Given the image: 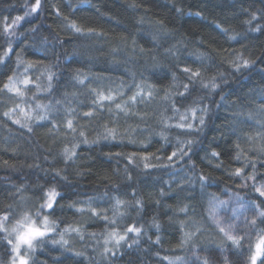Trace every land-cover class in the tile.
<instances>
[{"label":"trees","instance_id":"obj_1","mask_svg":"<svg viewBox=\"0 0 264 264\" xmlns=\"http://www.w3.org/2000/svg\"><path fill=\"white\" fill-rule=\"evenodd\" d=\"M33 4L35 0H0V53L7 48L5 24L24 16ZM69 21H75L83 31L72 32L66 27ZM257 25L264 29V0H41L38 12L15 26L18 39L14 38V51L0 63V89L15 73L24 95L0 92V214L10 212L9 222L24 211L34 214L43 202L44 191L54 186L60 195L50 219L57 220V233L66 226L78 227L84 233L83 239L75 232L66 233L68 245L63 247L52 242L58 241L59 235L49 234L30 252L29 264H172L177 257L193 252L216 254L227 247L232 250L222 253L220 257L225 259L219 264H233L236 250L212 225H206L202 233L180 246L181 222H186L187 217L179 209L189 205V216L199 220L207 218L212 194L217 199L236 193L245 200L254 199L256 194L240 187L242 180L230 175L236 168H243L244 174L251 173V165L245 167L249 160L256 163L257 182L264 179V155L259 152L264 147V110L260 108L264 94V30L253 31ZM33 28L36 31H31ZM233 35L236 39H230ZM200 52L211 59L202 64L197 59ZM241 52L257 63L249 70L235 72L229 61ZM17 53L25 61L19 68ZM28 61L35 66L25 73ZM185 66L202 68L206 78L223 72L228 79L222 85L226 100L216 107L210 101H219V95L206 98L211 113L189 154L191 162L186 157L171 167L145 169L141 156L155 154L151 164L168 163L176 138H186L184 130L165 129L161 123L162 114L173 116L161 98L172 85L173 73L178 77L177 83L187 82L180 71ZM49 71L55 76L51 90L44 91ZM77 74L83 84L74 79ZM25 77L32 83H20ZM137 84L145 90L152 86L154 98L150 102L129 103L130 111L125 115L115 104L128 100ZM93 89L104 95L111 90L116 99L105 100L102 106L94 104L97 96ZM197 95L207 97L197 85L193 97L183 105L177 102L181 112ZM38 103L50 107L48 119L28 121L20 109L35 117L41 111L36 108ZM69 108L73 110L71 116L66 112ZM11 109L15 111L9 118L4 113ZM89 111L94 113L91 117L83 115ZM72 117L77 131L82 129L89 140L103 131V125L116 128L119 135L115 140L81 144L74 162L65 164L63 151L74 143L73 134L65 127L66 119ZM16 119L29 123L32 132L13 123ZM177 121L175 116L171 123ZM162 130L167 141L159 135ZM237 144L241 151L239 160L235 159ZM212 151L220 154L218 159L211 157ZM132 154L136 155L130 162L127 157ZM221 161L222 166L217 168L215 165ZM57 170L67 176V181L55 175ZM200 174L209 177L203 190ZM188 177L194 183H185ZM113 197L127 202L121 205L124 215L117 216L115 224L92 215L88 204L80 203L91 200L92 208L112 217ZM137 199L141 206L136 205ZM72 202L85 211L69 207ZM153 218L160 225L159 230L153 226ZM133 223L143 226L139 243L132 244L136 237L129 233L127 242H121L115 250V256H103L107 232L115 229L123 234ZM2 236L0 233V264H9L11 247ZM157 236L159 243H155ZM76 252L84 255L77 256Z\"/></svg>","mask_w":264,"mask_h":264},{"label":"snow or ice","instance_id":"obj_2","mask_svg":"<svg viewBox=\"0 0 264 264\" xmlns=\"http://www.w3.org/2000/svg\"><path fill=\"white\" fill-rule=\"evenodd\" d=\"M41 8V0H35V4H33L30 10L26 11L24 16H17L12 21V23L5 24L4 34L7 41V48L0 53V63H3L6 57L10 56L13 50V42L14 38L18 39L16 32L14 30L15 26L18 25L21 21L25 19V17L30 16L33 13H37ZM177 11H180L177 9ZM59 14V13H58ZM7 19V18H5ZM66 21H68V17H64ZM252 19H256L255 13L252 14ZM245 23L251 24V21H245ZM74 33H81L83 30L81 27L77 26L75 21H69L66 25ZM253 31H262L264 29L261 26L257 25ZM31 31H36L35 28L31 29ZM89 31H94L89 29ZM227 32V30H224ZM230 39H236V36L233 35ZM47 43V40L44 41ZM171 51V50H170ZM236 59L229 61L232 69L235 72H242L244 70H249L255 66L257 63L256 60H251L245 58L243 53L235 54ZM197 59L201 61L203 64L204 60H210L211 57L207 54L200 52L197 54ZM22 64H25V61L21 59L20 54L17 53V63L16 67L19 68ZM34 63L28 61L24 68V72L27 73L30 69L34 67ZM180 71L184 74L186 81L181 83H177L178 77L175 73L172 74V85L169 88L165 89L164 96L161 98L167 105L168 108L173 112V116H163L161 115V123L164 128L175 127L178 129L184 130V135L186 138L181 139L180 137L176 138V145L172 150L171 154L167 156L168 163L164 164H151L150 160L155 154H147L140 157V160L143 162V167L145 169L162 167L167 168L171 167L173 162H179L185 160L187 157L189 162H191V156L189 155L193 151V146L197 143L196 137L203 132L204 127H206L207 119L210 117L211 107L209 103H206V98L210 100V98L214 95H219L220 100L215 101L211 100V103H214L216 107H220L221 103L226 100V96L222 93V85H226L228 82L227 76L223 72H218L211 77H205L204 71L202 68H192L190 66H185ZM43 75V74H42ZM55 73L49 71L47 73L48 84L44 91L51 90ZM39 79V77H37ZM74 79L77 80L79 84H83L84 80L79 78V74L74 76ZM8 82L3 85V88L0 89V92L7 90L8 92H14L17 95L23 97L24 93L16 87V79L15 73L13 75L8 76ZM20 83H23L27 86L29 83H32L29 78L25 77ZM197 85H199L200 89H203L207 93V97L203 95H197L195 98L191 100V103L188 104L184 111L181 112L180 108L177 107V102L179 101L182 105L188 100V98L193 97L194 92L197 91ZM37 91H40V85L37 84ZM182 87L183 90H180ZM93 93L97 96L94 104H100L102 106L103 101L114 102L116 96L112 94L111 90L108 95H104L103 92L97 93L95 89L92 90ZM119 95H123L122 91L118 92ZM154 98V91L152 86H148L147 90L141 85H136V91L131 95L128 100L123 101L122 103L115 104V108L121 112H124L127 115L130 111L128 105L131 103L135 105L136 103H145L150 102ZM59 103V101H57ZM17 108L20 106L17 105ZM36 108L41 110L35 117L31 115L29 112H24L21 108L20 111L24 113V116L28 121L35 119L36 121H44L48 119V112L50 111V107L48 105L37 104ZM260 108L264 110V94L261 96ZM15 109H11L8 112H5L4 115L11 118L12 113ZM72 109L69 108L66 110L67 115L71 116ZM111 112L112 109L110 108ZM167 111V108L165 109ZM94 113L92 111L85 112L83 115L87 117H91ZM175 116H178V121L173 124L171 121ZM75 117L66 119V130L73 134L74 143L71 149L67 147L63 151V157L65 164L68 161L74 162V157H76L77 152L76 149L79 148L81 144L92 145L98 144L102 140H115L117 139L119 133L116 128H110L107 125H103V131H98L96 138L93 140H89L85 135L84 131L81 129L79 132L77 131V126L74 125ZM15 124H19L21 127L27 128L29 132H32V127L29 123H22L20 119H16L13 121ZM53 127H55V123H53ZM159 135L167 141V135L162 130ZM77 136L79 139H77ZM130 143H135V141H129ZM142 143V142H141ZM237 153L235 159L239 160L241 158V151L239 149V145L237 144ZM261 155H264V147L259 149ZM111 155V154H109ZM116 155H122L121 153H117ZM136 154H132L128 156L130 162H132L133 156ZM220 154L216 151L211 152V157L218 159ZM157 160L160 159L159 156H155ZM211 162V161H210ZM222 161L217 163L215 166L217 168L222 166ZM248 164L251 165L252 171L251 173L244 174L243 168H236L233 170L230 175L234 177H239L241 180L245 181L240 187L244 189H251L253 193H255L254 199L245 200L244 197L240 196L239 193L234 194L235 198L238 202H241L245 207L246 211L251 212V217L244 215L243 219H241L238 215H233L229 218L228 221H224L217 214V209L220 205L225 204V201H218L214 194H212L209 200V208L207 211V218L195 219L192 216H189V205L185 204L183 207L179 209L180 212L184 213L187 217L186 222H181V231L182 237L180 241V246H184L188 244L193 238L198 234L202 233L205 229L206 225H212L218 230L219 233L223 234L226 242H231L232 247L236 250L235 255L237 256V260L235 264H264V183L257 182V169L256 163L254 161L249 160L248 163L245 164V167H248ZM192 168L195 169V164H191ZM264 167V163L261 165ZM139 167V165H137ZM127 173V168L125 169ZM55 175L60 177L62 180L67 181V176H62L61 171L57 170ZM129 180L132 179L131 175L127 177ZM198 180L200 183L201 189H205L208 186L209 177L203 174L198 176ZM247 181H252L251 184H248ZM187 184H192L194 181L191 177L185 181ZM21 189H18L20 191ZM183 190V188H182ZM163 190H161V195H163ZM60 195L56 191V188L50 187L43 193V202L39 204V207L36 209L33 214L30 211H24L20 214L19 218L15 220L14 224L9 228V221L11 218L10 212H5L4 214H0V233L3 234L2 239L7 242V244L11 247L12 252V260L11 264H29L30 257L28 253L30 251H34L38 243H43L44 238L49 236V234L56 233L59 235L60 239L53 240L54 244L59 243L61 246L68 245V240L64 239L66 233L75 232L81 239L84 238V233L80 230V228H73L71 226H66L62 231L57 233V228L59 224L57 220L50 219V217L54 216L56 205H57V197ZM114 204L112 206L113 216L108 217L106 214L101 215L100 212H97L95 208L91 207V200L80 202L87 203L88 210L91 211L92 215L100 216L104 221L110 224L116 223L117 216H123L124 213L120 212L121 205H125L127 202L119 199L118 197H113ZM137 206H141V201L137 199L135 201ZM77 202H72L69 204V207L76 208ZM62 207V206H61ZM11 208V206H9ZM78 212H83L85 209L83 207L76 208ZM194 211V210H193ZM153 226L159 230L160 225L156 222L155 218H153ZM140 227L135 226L133 223L130 226H127L124 233L120 234L117 230L113 229L110 232H107L105 236V247L102 255L107 257L108 254L112 256L116 255V251L121 246V242H127L128 234L133 233L135 237L132 240V244L139 243V237L141 235ZM185 227L190 229L189 231H184ZM92 236H95V233H91ZM253 235H255V243H253ZM160 238L157 236L155 243H159ZM109 243L113 244V247H108ZM247 243L248 248L247 252H244V245ZM131 246V245H129ZM24 248V254H21V249ZM207 251V250H206ZM77 256H83L84 253L76 252ZM246 258V259H245ZM164 259H168V257H164ZM176 259H181L177 257ZM198 259H200L198 257ZM171 264V262H170ZM202 264H208V258L204 257L202 260Z\"/></svg>","mask_w":264,"mask_h":264},{"label":"rangeland","instance_id":"obj_3","mask_svg":"<svg viewBox=\"0 0 264 264\" xmlns=\"http://www.w3.org/2000/svg\"><path fill=\"white\" fill-rule=\"evenodd\" d=\"M16 81H17L16 87H18V85H20V84H19L18 80H16ZM243 183H245V181L242 180L240 185H242ZM247 183H248V181H247ZM259 183H264V179L261 180ZM217 200L226 202L225 204L220 205L217 209L218 216L221 217L225 222L228 221L229 218L232 217L234 214L240 216L241 219H243L244 215L251 217V212L246 211L245 207L242 205L241 202H238L236 200L235 196H230V195L224 196V197L217 199ZM18 218L19 217H17L16 219H18ZM15 220H13L12 222H9V228H11V226L14 224ZM255 239H256V237H255V235H253V243L255 242ZM103 241L105 244V238L103 239ZM107 246L111 248V247H113V244L109 243ZM247 248H248V245H247V243H245L243 251L247 252ZM230 250H232V248L227 247V248L222 249L221 252H218L216 254L193 252V253L188 254L187 256L182 257L179 260L176 259L175 261L172 262V264H202V260L204 257L208 258V264H219L221 262H224V259H225V257H223V256H222V258L220 257L222 255V253H224V251L228 252ZM30 252L28 253V256H29ZM21 254H24V248L21 249ZM198 257L200 259H198ZM11 260H12V258H11ZM236 260H237V256L234 255L233 259H232L233 264H235ZM9 264H11V261ZM242 264H243V262H242Z\"/></svg>","mask_w":264,"mask_h":264}]
</instances>
